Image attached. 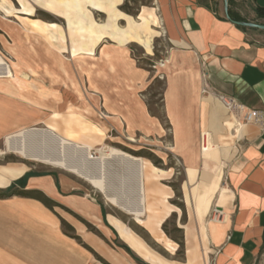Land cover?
Here are the masks:
<instances>
[{"label":"crops","instance_id":"1","mask_svg":"<svg viewBox=\"0 0 264 264\" xmlns=\"http://www.w3.org/2000/svg\"><path fill=\"white\" fill-rule=\"evenodd\" d=\"M222 1L153 0L150 8L168 44L166 64L158 69L165 77L162 109L171 128L174 153L185 169L186 156L195 159L196 168H187L200 190L194 191V216L203 221L212 208L216 213L202 225L210 264H264V30L234 24L226 18ZM258 9L264 10V0H230L232 14L264 24V18H257ZM89 57L94 63L88 71L86 102L80 99L79 82L69 76L63 55L60 62L55 54L61 74L55 89L35 83L29 87L38 95L36 104L52 106L50 118L55 119L57 134L62 126L61 136H66L67 120L76 124V117L68 116V111L82 114L104 129V136L83 133L88 139L100 140L95 146L106 141L110 130L117 138L123 134L142 138L163 134L159 117L149 113L143 97L149 85L145 72L134 65L127 47L123 50L106 40ZM112 77L121 79L112 82ZM33 85L49 93L41 96ZM203 86L233 96L245 108L259 111L262 120L237 127L238 114L228 113L214 96L203 94ZM24 95L28 100L0 94V133L7 130L14 117L1 104L34 102ZM52 112L59 115L52 117ZM177 126L180 131L183 128L182 136L175 132ZM207 143L211 148L199 154V147ZM58 182L59 188L53 177L45 175L30 177L23 187H17L41 192L53 202L51 207L30 197H0V264H101L96 255L108 264H138L124 248L141 257L109 220H120L117 215L97 204L89 193L74 192L81 186L77 178L62 174ZM203 194L209 203L199 210ZM60 206L84 219L103 237L83 223L66 218ZM61 219L68 221L81 242L64 233ZM146 220L152 222L151 232L157 233L156 219L150 212ZM185 264H196L193 251Z\"/></svg>","mask_w":264,"mask_h":264},{"label":"rangeland","instance_id":"2","mask_svg":"<svg viewBox=\"0 0 264 264\" xmlns=\"http://www.w3.org/2000/svg\"><path fill=\"white\" fill-rule=\"evenodd\" d=\"M66 1L69 0H0V56L22 81L21 86L12 82L13 90L9 93L0 91V94L9 98L18 97L28 100L24 95L25 92L34 101L16 100L7 106L1 104L8 110H6L8 115L13 114L14 117L7 130L0 133V189H18L17 187H23L30 177L45 175L53 177L59 188V176L62 174L73 176L79 180L81 185L80 189L74 192L89 193L97 204L104 205L105 210L114 212L121 220L115 217L109 219L116 227L119 236L128 242L132 250L142 258H140L142 263L136 261L138 264H164L168 260L175 261V264H185L187 255L189 257L192 251L196 257V264H210L211 255L208 253L209 247L203 236L202 225L214 218L216 213L212 208L203 221L196 219L193 213L195 206L193 198L195 192L200 190H197L198 187L192 181L197 180L192 179L191 171L185 169L181 158L174 153L176 149L172 145L171 128L165 119L161 101L165 77L158 71L166 64L164 60L168 44L161 35L159 20L150 8L153 7V0H78L79 13H68ZM97 2H99L98 5H92ZM222 3L224 5V0ZM123 8L130 13H125ZM257 18L264 17L257 15ZM74 20L80 24L73 23L69 26L68 22ZM79 25L83 27V30H79ZM118 29L124 30L128 35H121ZM96 33L101 35L100 39L96 38ZM257 36L263 37L262 35ZM119 37H122L123 44L126 45L125 48L127 47L129 58L133 60L134 65L145 72V79L149 85L143 91V97L149 113L159 117L164 133L151 138L126 134L117 138L115 131L110 130L106 134V141H102L100 146H95L100 140L98 138L88 139L83 133L87 135L96 133L104 136L100 130L104 132V129L101 127L99 129L92 122L86 125L85 121H79L75 112L73 116L76 117L77 125L70 119L67 120L65 133L66 137L73 136L75 141L91 145L93 153L100 147L108 146L142 158L145 213L140 219H135L131 214L108 203L102 193L78 176L58 167L27 160L15 153L7 152L3 140L6 134L19 131L21 128L46 129L52 127L56 131L55 119L50 118L52 106L49 104L47 106L45 102L43 107L41 104H36L39 102L38 95L29 88L31 83L54 89L60 84L61 74L57 72L59 70L55 54L60 62H62L60 57L63 55L64 63L69 68V76L79 82L82 92L80 99L86 102L89 96L88 71L89 68H93L91 63H94L93 56H89L94 54V48L101 42L108 40L116 45ZM139 39H150V47H146ZM74 54L78 56L73 57ZM155 65L157 68L153 67ZM111 79L112 82H116L121 78L112 77ZM25 84L28 86L27 89H25ZM33 87L41 96L49 93L46 88L34 85ZM69 99L71 101V98ZM71 113L73 112L68 111V116L73 117ZM58 115L57 112H52L51 116ZM79 115L88 120L84 115ZM61 128L58 133L63 135ZM179 133L183 135V128ZM186 160L188 166L196 168L194 158L192 160L188 155ZM60 207L66 218L70 220L73 218L83 223L87 229L103 237L95 227L78 217L70 209ZM148 212L153 219H156L154 225L158 226L157 233L149 229L152 222L146 220ZM104 224L108 225L106 221ZM62 228L67 229L63 224ZM163 229L169 234L167 235ZM123 230L128 233H124ZM73 232L75 234V231ZM180 237H183V252H177L179 246L174 241ZM96 256V260L104 264V260Z\"/></svg>","mask_w":264,"mask_h":264},{"label":"bare ground","instance_id":"3","mask_svg":"<svg viewBox=\"0 0 264 264\" xmlns=\"http://www.w3.org/2000/svg\"><path fill=\"white\" fill-rule=\"evenodd\" d=\"M98 4L99 2L92 3V5ZM65 5L68 13L80 12L78 0L66 1ZM73 23L80 24V22L74 20L69 21L68 25L70 26ZM79 30H83L80 25ZM90 30L93 31L92 27H90ZM118 30L121 35H128L124 30ZM96 38L100 39L101 35L96 33ZM116 41V45L121 49L125 48L126 45L124 46L122 37L117 38ZM139 41L146 47H150V39H139ZM76 56L78 54L73 55V57ZM24 76L26 77V75ZM12 82H15L18 86L22 85V81L13 73L10 65L4 62L0 56V91L11 92L13 90ZM70 115L73 116L75 113L73 112ZM77 119L85 121L86 125L91 123L79 114H77ZM100 130L104 133L102 129ZM178 131H180L179 126L176 127L175 132ZM3 140L7 152L70 172L96 188L108 203L121 211L131 214L135 219L144 216L145 191L142 158L132 156L116 147L108 146L100 147L93 153L90 145L75 142L73 136H61L52 127L46 129L21 128L19 131L6 134ZM130 140L133 141L134 139L130 138ZM210 146V143H207L199 147V154H201V151H208L211 148ZM187 168L195 169L191 165ZM208 203L209 199H206L203 194L199 200V210L202 208L204 210Z\"/></svg>","mask_w":264,"mask_h":264},{"label":"trees","instance_id":"4","mask_svg":"<svg viewBox=\"0 0 264 264\" xmlns=\"http://www.w3.org/2000/svg\"><path fill=\"white\" fill-rule=\"evenodd\" d=\"M227 4H228V14H229V16H230V18L231 19H233V20H237V21H244V19H242V18H240L239 16H236V15H234V14H232V12H231V10H230V0H227ZM123 11L125 12V13H127V14H129L130 12L128 11V10H126V9H124L123 8ZM257 15H259V16H262V17H264V10H260V9H258L257 10ZM135 15H136V13H135ZM241 28H243V29H245V27H242L241 26ZM13 195H19V196H22V197H30V198H35V199H38V200H40V201H42L44 204H46L48 207H51V205H52V201L49 199V198H47L46 196H44L41 192H39V191H33V190H24V189H0V197L1 198H3V197H8V196H13ZM180 207V206H179ZM61 222H62V224L64 225V227L65 228H67V229H65L64 230V233L66 234V235H68V236H70V237H72V238H75V239H77V240H79L80 241V239H79V237L78 236H76L75 234H74V229L65 221V220H63V219H61ZM88 226V225H87ZM163 231L168 235L169 233L167 232V231H165L164 229H163ZM175 242H176V244H178V246H179V250L177 251V252H179V251H181V252H183V248H184V242H183V237H180V238H178V239H175L174 240ZM81 242V241H80ZM125 249L128 251V253L131 255V257L135 260V261H137L138 263H142L141 262V260H140V258H138L136 255H134L127 247H125ZM103 263L104 264H108V263H106L105 261H103Z\"/></svg>","mask_w":264,"mask_h":264},{"label":"built area","instance_id":"5","mask_svg":"<svg viewBox=\"0 0 264 264\" xmlns=\"http://www.w3.org/2000/svg\"><path fill=\"white\" fill-rule=\"evenodd\" d=\"M157 66L155 65L153 67L156 68ZM202 76L204 77L205 74L203 73ZM201 92L203 94H211L212 96H214L215 99L221 104V106H223V108L228 113L238 114V116L236 117L237 127H241L243 124L246 123H258L262 120L261 113L259 111L245 108L233 96H228L217 92H211L208 90L206 86H203ZM90 264H96V263H90Z\"/></svg>","mask_w":264,"mask_h":264},{"label":"water","instance_id":"6","mask_svg":"<svg viewBox=\"0 0 264 264\" xmlns=\"http://www.w3.org/2000/svg\"><path fill=\"white\" fill-rule=\"evenodd\" d=\"M224 13L227 19L231 20L234 24L243 26V27H249V28H257L260 30H264V24H259V23H254L250 21H237V20H232L228 14V4L227 0H224Z\"/></svg>","mask_w":264,"mask_h":264}]
</instances>
